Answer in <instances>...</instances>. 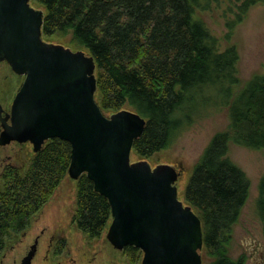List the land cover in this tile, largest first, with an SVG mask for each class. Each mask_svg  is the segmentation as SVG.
Segmentation results:
<instances>
[{
  "label": "trees",
  "instance_id": "obj_1",
  "mask_svg": "<svg viewBox=\"0 0 264 264\" xmlns=\"http://www.w3.org/2000/svg\"><path fill=\"white\" fill-rule=\"evenodd\" d=\"M264 0H32L44 10L43 38L68 42L96 60V100L107 115L131 109L146 120L132 153L148 160L206 111L226 108L229 125L216 132L183 190L203 225V264H246L232 255L234 227L249 197L247 173L231 158L232 143L264 150V73L242 81L239 51L210 29L198 12L222 9L232 30ZM71 144L47 141L21 172L7 170L0 190V258L14 235L49 202L68 177ZM257 214L264 237V175ZM111 217L107 199L86 174L76 180L73 222L98 237ZM132 264L142 251L127 246Z\"/></svg>",
  "mask_w": 264,
  "mask_h": 264
},
{
  "label": "water",
  "instance_id": "obj_2",
  "mask_svg": "<svg viewBox=\"0 0 264 264\" xmlns=\"http://www.w3.org/2000/svg\"><path fill=\"white\" fill-rule=\"evenodd\" d=\"M44 15L32 0H0V63L24 76L11 112L0 102V145L30 142L37 153L53 138L68 141V176L86 174L107 199L115 248H139L141 264H203L202 220L179 196L183 164L132 160L147 120L126 108L103 112L94 56L45 40Z\"/></svg>",
  "mask_w": 264,
  "mask_h": 264
},
{
  "label": "rangeland",
  "instance_id": "obj_3",
  "mask_svg": "<svg viewBox=\"0 0 264 264\" xmlns=\"http://www.w3.org/2000/svg\"><path fill=\"white\" fill-rule=\"evenodd\" d=\"M198 16L208 24L214 34L223 40L224 44L230 43L237 47L240 55L239 76L242 81L250 79L255 74L264 73V3L253 7L246 18L232 30L226 24L222 9H213L211 12H198ZM61 44L71 47L68 42ZM8 65L3 63L0 69V101H2L4 106L9 105L13 101L24 79V76L15 73L11 66ZM210 110V112L207 111L206 113L205 111L203 115L197 117L170 147L155 153L148 159L153 166L159 163L183 164L185 168L184 174L178 183L179 196L182 200H184L183 190L212 136L216 132L226 129L229 125L226 108H212ZM30 151H32L31 148L25 149L19 155L12 150H7L6 153L14 155V164L22 167L21 170H18L24 172L29 167L34 154L33 151ZM28 152L29 156L26 157ZM0 155L3 156L5 153L0 151ZM230 156L247 173L251 182L250 197L243 208L239 222L234 227L232 255L238 257L241 254H246V264H258V249L264 250V237L257 214L256 201L259 195V183L264 175V150L250 149L232 143L230 145ZM132 160H139V157L132 153ZM23 164L24 166H22ZM2 188L3 184L0 190ZM75 192L76 180L69 181L68 176L60 187L56 188L52 197L58 200V198H64L67 194ZM49 203L43 208L47 207ZM59 206L67 210L66 204L62 203ZM68 207L74 215L75 204H72V207L71 205ZM13 237L8 241V246L14 242L13 239L20 238V235H14ZM116 256L124 261L122 256ZM9 259L11 258H7L6 261H9ZM126 264L132 263L129 260Z\"/></svg>",
  "mask_w": 264,
  "mask_h": 264
},
{
  "label": "flooded vegetation",
  "instance_id": "obj_4",
  "mask_svg": "<svg viewBox=\"0 0 264 264\" xmlns=\"http://www.w3.org/2000/svg\"><path fill=\"white\" fill-rule=\"evenodd\" d=\"M3 63L8 64L5 61L1 62L0 69ZM0 102L2 103V101ZM11 105L12 102L7 106L3 105V107L7 112H11ZM1 130L2 125L0 122V132ZM28 148L33 151L30 142L12 141L7 145H0L1 153H5L3 156L0 155V187L4 184L8 169H22V167L14 164V155L6 153L7 150H12L19 155ZM27 156H29V152ZM64 180L62 179L59 182L57 189ZM71 180L75 181L69 177V181ZM75 201L76 192L69 193L64 198H58V200L51 197L50 203L48 202L49 205L41 209L31 219L30 225L17 235H20V238L13 239V243L9 246L6 245L0 258V264H21L31 250H33V257L30 264H126V262H129L127 246L119 250L107 238V231L112 217L107 221L105 230L100 236L88 237L77 229L73 222V214L68 206L71 205L72 207ZM60 203L66 204L67 210L60 207ZM116 255L122 256L124 261L118 259ZM258 255V264H264V250L259 248ZM7 258L11 259L6 261Z\"/></svg>",
  "mask_w": 264,
  "mask_h": 264
}]
</instances>
